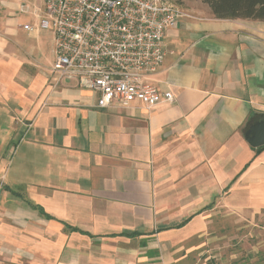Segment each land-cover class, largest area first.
Here are the masks:
<instances>
[{
	"label": "crops",
	"instance_id": "0c3cea01",
	"mask_svg": "<svg viewBox=\"0 0 264 264\" xmlns=\"http://www.w3.org/2000/svg\"><path fill=\"white\" fill-rule=\"evenodd\" d=\"M38 3L34 45L0 30V264H191L214 217L264 213V145L245 135L264 116V21L182 9L145 79L173 102L102 109L55 81Z\"/></svg>",
	"mask_w": 264,
	"mask_h": 264
},
{
	"label": "built area",
	"instance_id": "2783aa9c",
	"mask_svg": "<svg viewBox=\"0 0 264 264\" xmlns=\"http://www.w3.org/2000/svg\"><path fill=\"white\" fill-rule=\"evenodd\" d=\"M38 28L52 30L55 81L76 80L99 94L97 107H127L139 101L149 110L172 103L146 77L156 73L163 38L183 11L169 0H41ZM19 12L28 13L21 5ZM27 31L30 25L23 27Z\"/></svg>",
	"mask_w": 264,
	"mask_h": 264
},
{
	"label": "rangeland",
	"instance_id": "374dc122",
	"mask_svg": "<svg viewBox=\"0 0 264 264\" xmlns=\"http://www.w3.org/2000/svg\"><path fill=\"white\" fill-rule=\"evenodd\" d=\"M1 2H6V7ZM38 2L41 3V0H0V22L2 24L0 30L2 33L8 28L19 27L21 28L20 34L16 39L25 36V41L34 45L37 38L28 39L22 27L28 22L31 23V19L35 18L33 10L35 7L39 9ZM169 2L181 10L211 14L208 5L203 0H169ZM21 5L28 6L29 16L19 14ZM13 19L15 22L10 24V20ZM211 226H213L210 228L212 235L208 243L189 256L191 264H206L209 260L215 264H264V213L246 215L242 218L221 213L214 217ZM198 252L202 253L198 256ZM208 257L210 258L207 260Z\"/></svg>",
	"mask_w": 264,
	"mask_h": 264
},
{
	"label": "trees",
	"instance_id": "16d2710c",
	"mask_svg": "<svg viewBox=\"0 0 264 264\" xmlns=\"http://www.w3.org/2000/svg\"><path fill=\"white\" fill-rule=\"evenodd\" d=\"M217 19L264 21V0H203ZM36 207V206H35ZM208 264H215L209 261Z\"/></svg>",
	"mask_w": 264,
	"mask_h": 264
},
{
	"label": "water",
	"instance_id": "95a60500",
	"mask_svg": "<svg viewBox=\"0 0 264 264\" xmlns=\"http://www.w3.org/2000/svg\"><path fill=\"white\" fill-rule=\"evenodd\" d=\"M246 139L252 147L264 145V116L263 119L248 128Z\"/></svg>",
	"mask_w": 264,
	"mask_h": 264
}]
</instances>
